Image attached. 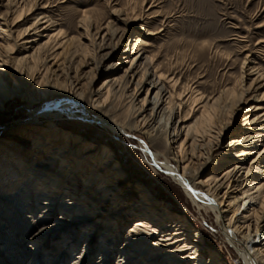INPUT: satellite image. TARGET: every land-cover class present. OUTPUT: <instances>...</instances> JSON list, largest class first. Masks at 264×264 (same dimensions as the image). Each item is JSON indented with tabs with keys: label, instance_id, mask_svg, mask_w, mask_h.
Wrapping results in <instances>:
<instances>
[{
	"label": "bare ground",
	"instance_id": "bare-ground-1",
	"mask_svg": "<svg viewBox=\"0 0 264 264\" xmlns=\"http://www.w3.org/2000/svg\"><path fill=\"white\" fill-rule=\"evenodd\" d=\"M46 23L44 18H35L14 38L10 36V31L0 29V110L10 96L3 94V89L13 90L16 84L30 93V103L57 95L65 97L61 102L63 107L58 110L60 112L55 110L54 104H47L28 112L23 119L14 120L5 127L7 130L0 127V218L11 225L8 223L12 222L11 215L20 217L25 214L29 223L36 227L34 233L25 239L24 249L29 248L32 252L29 264H34L38 255L44 254L45 260L51 256L47 251L53 242L49 245L46 243L50 238L61 243L58 254L60 262L73 249L72 240L76 234L82 237L83 242L90 243V239L98 238L102 242V252L97 255L95 264L110 263L114 245L119 239L122 243L115 252L118 255L115 264H221L217 253L207 247L202 234L192 228L187 220L174 214L169 205L159 203L148 190L140 188V184L138 187L130 182L115 156L104 145H89L81 134L59 129L63 126L57 122L64 112L61 110H65L66 114L65 107L79 106L83 92L80 75L77 76L70 66L65 68L56 60L64 51V42L56 41L55 34L44 35L49 31L48 25L42 26ZM0 24L4 25L2 22ZM107 34L102 29L97 43L99 52L109 50L99 55L102 61L114 57L122 46L118 43L108 48L105 40ZM150 35L153 34L146 31L143 37ZM142 45L137 35L128 50L123 52L127 69L122 87L125 88L139 74L130 100L131 114L137 116L134 121L138 124L136 132L151 140L152 147L158 149L164 146L161 156L164 155L165 166L172 178L198 207L217 212L227 242L236 247L235 241L238 238L242 240L243 245L236 249L245 264H264V244H257L254 237L258 232L264 236V171L259 169L254 173L257 167L241 168L237 165L219 170L237 153L239 157L251 156L250 165L257 164L264 157V144L260 152L246 150L249 145H254V139H264V113L259 116L254 114L251 120L243 118L250 133L243 134L239 143L232 145L237 150L227 159H224L219 146L217 150L210 149L206 156L194 153L193 148H199L208 140L206 137L211 138L206 136L210 123L214 120L217 125L222 124L219 113L214 114L217 100H211L191 87L186 89V93L174 91L177 82L171 75L170 79L155 75L156 81L149 80L148 69L141 71L144 61ZM257 72L255 80H251L240 93L231 98L225 95L220 99L223 107L228 102L229 108L233 107L232 117H235V112L246 116L253 111L264 110V74ZM164 80L170 81V92L159 88L160 81ZM61 81H66V84H60ZM146 84L151 88L147 89L146 96L149 91L156 92L150 114L138 120L148 111L146 108L150 104L147 100H142V103L137 101V94ZM90 93L93 98L97 97V106L104 103L102 96H107L106 92L102 94L100 90ZM188 101L191 108L200 105L196 109H201L200 128L196 127L198 129L192 135L187 130L182 135L180 130L175 129L170 138V132L163 130L160 119L168 107L171 114L175 108L181 111V131L189 128L196 118L190 125L187 123L189 115L183 110V104ZM89 113L85 115L86 118L105 126L111 123L115 125L112 128L116 132L124 129L120 124L116 126L113 121L108 123V120L102 121L100 117L96 119ZM171 123L170 116L168 124ZM233 126H236V121L231 119L221 126V130L225 132ZM46 147L48 154L44 158L42 154ZM146 149L149 152L150 146L145 145ZM157 156L158 153H155L154 158ZM208 171L216 174L203 178ZM258 172L259 179L249 180ZM198 186L204 189L205 195L198 193ZM124 224L128 228L122 239L120 231ZM3 226L0 224V235L4 233ZM13 241L12 236H0V254L10 247L8 263L24 264L25 256L18 255L19 251L14 250L15 245L11 243ZM83 245L72 264H79L84 249H87V244Z\"/></svg>",
	"mask_w": 264,
	"mask_h": 264
},
{
	"label": "rangeland",
	"instance_id": "rangeland-1",
	"mask_svg": "<svg viewBox=\"0 0 264 264\" xmlns=\"http://www.w3.org/2000/svg\"><path fill=\"white\" fill-rule=\"evenodd\" d=\"M263 7L264 0H0V22L4 23V25L0 24V29L10 31V36L14 38L29 27L35 18H44L47 23L42 26L48 25L49 29L44 35L55 34L56 41L64 42V51L56 60L65 68L67 65L70 66L77 76L80 75L82 84L83 98L80 105L65 107L66 114L65 110H61L64 112L57 122L63 126L59 129L81 134L89 145H104L115 156L120 169L130 182L138 187L140 184V188L148 190L159 200V203L169 205L174 214L187 220L192 228L202 234L207 247L217 253L222 261L221 264H245V260L236 249L243 245L242 240L238 238L235 241L236 247L227 242L217 212L198 207L190 200L182 186L172 178L165 166V157L161 156L164 146L156 149L151 146V140L136 132L138 124L134 121L137 116L131 114L130 100L132 88L139 74L125 88L122 87L127 69L123 52L128 50L133 38L139 35L144 51L141 71L148 69L149 80L156 81L155 75L170 79L171 75V78L177 82L174 91L186 93V89L191 87L201 95L217 100L214 114L219 113L222 124L217 125L213 120L206 132V136L211 138L206 137L208 140L199 148H193V152L206 156L209 151L217 150L219 146L224 159H227L229 154L237 150V148L233 149L232 145L239 143L243 134L250 133L246 130L249 126L245 125L243 118L251 120L254 114L259 116L264 113V110H260L253 111L251 113L253 115L243 116V113L235 112V117H232L234 110L233 107L229 108L230 103H226L225 107L220 104V99L225 95L231 98L240 93L241 89L246 88L251 80H255L257 71L264 74ZM102 29L108 32L105 36L108 48L115 47L118 43L122 44L114 57L103 61L99 55L109 50L99 52L97 43L100 41L99 34ZM146 31L153 35L143 37ZM112 70L116 71L111 72ZM60 84L64 85L66 81H61ZM160 84L159 88L161 87L162 91L170 92L169 80L160 81ZM148 88L146 84L137 94V101L140 100L142 103V100H147L150 103L146 108L148 111L138 120L145 115L147 118L150 114L149 109L152 108L151 102L156 90L152 93L149 91L146 96ZM5 90L3 89V94L7 93L10 96L0 110V127L4 129L14 120L23 119L28 112L47 104H54L55 110L58 111L63 107L61 102L65 100L63 95H57L54 98L30 103V93L23 87L16 84L15 89ZM95 90L107 94L102 96V99L105 98L104 103H98V106L97 97L93 98L90 93ZM175 100L176 98L173 99ZM189 102L183 104V110L189 115L187 123L190 125L196 118L189 128L181 131L183 127L180 124L181 111L175 108L174 113L171 114L168 107L163 118L160 119L163 130L170 132V138L175 129L180 130L182 135L186 132L192 135L198 129L196 127L201 124L199 115L201 109L196 111L200 105H193V111ZM92 104L95 105L94 109ZM89 112L96 119L100 117L102 121L108 120V123L113 121L116 126L122 125L123 131L116 132L113 130L115 125L111 123L109 127L86 118L85 115ZM170 116L171 125L168 124ZM231 119L236 121V126L223 132L221 126ZM253 141H256L254 145H249L246 150L260 152L264 139L256 138ZM145 145L150 146L149 152L145 150ZM47 148L42 154L44 158L48 154ZM238 150L242 149L238 148ZM155 153H158L156 159ZM250 159L251 156L239 157L238 153L234 154L229 163L219 170L237 165L241 168L257 167L254 173L259 169L264 171V157L257 164L251 165ZM213 174L216 172L208 171L202 177L207 178ZM258 176L259 172L258 175L250 176L249 180H257ZM197 190L200 195H205L201 186H198ZM14 213L17 214L16 211ZM25 217V214L20 217L11 215L12 222H8L11 225L5 224L0 218V224H4L2 227L4 233L0 236H12L15 240L11 242L15 245L14 250L19 251L18 255L25 256L24 264H29L32 252L29 248L24 249L25 239L34 233L36 227L34 228ZM127 226L124 224L121 227L122 239ZM99 230L101 226L98 228V233ZM77 236L78 234L74 235L72 240L73 249L64 255L60 262L58 254L61 243H57L55 238L48 239L46 242L48 245L53 242L48 246L47 251L51 256L45 260L44 254L38 255L34 264H72L74 257L84 247L83 244H87V249H84L79 264H95L97 255L102 252V242L99 238L90 239V243L83 242L82 237ZM254 237L257 244H264V236L261 233H255ZM121 243L119 239L114 245V253L109 264L116 263L118 255L115 252ZM9 251L10 247L0 254V264L9 262Z\"/></svg>",
	"mask_w": 264,
	"mask_h": 264
}]
</instances>
